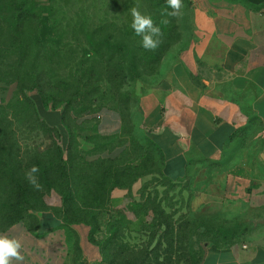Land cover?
I'll list each match as a JSON object with an SVG mask.
<instances>
[{
  "label": "trees",
  "instance_id": "trees-1",
  "mask_svg": "<svg viewBox=\"0 0 264 264\" xmlns=\"http://www.w3.org/2000/svg\"><path fill=\"white\" fill-rule=\"evenodd\" d=\"M68 1L0 0V92L15 88L17 94L0 105V231L28 221L54 193L66 220L92 227L91 240L102 249L104 264H160V252L171 255L187 241L185 226L171 219L165 200H158V192L152 196L147 183L138 200L133 190L148 175H159L168 184L188 176L173 181L164 174L162 150L139 127L143 94L137 95L136 88L144 77L157 75L180 42V16H167L166 0H95L88 7ZM182 3L192 5L191 0ZM134 7L161 28L155 51L143 49L130 27ZM32 91L46 109L62 110L67 149L59 129L41 118L28 96ZM104 109L119 113L120 135L103 136L93 124L94 115ZM253 123L264 129L258 118ZM22 131L36 139L34 150L24 148ZM155 156L159 170L136 175L144 165L137 162ZM33 165L40 169V191L25 179ZM116 189L128 191L132 200L123 209L112 206ZM140 218L147 221L136 232L132 226ZM135 232L148 237L146 247L130 244Z\"/></svg>",
  "mask_w": 264,
  "mask_h": 264
},
{
  "label": "crops",
  "instance_id": "crops-1",
  "mask_svg": "<svg viewBox=\"0 0 264 264\" xmlns=\"http://www.w3.org/2000/svg\"><path fill=\"white\" fill-rule=\"evenodd\" d=\"M191 2L193 37L184 50L168 54L156 84L141 96L139 127L162 150L168 178L180 181L197 166L220 164L228 194L245 197L264 221V129L253 125L254 118L264 124V0ZM101 114L93 123L98 132L120 135L119 113ZM61 134L67 149L64 125ZM130 201L126 190L112 194L114 209ZM61 208L54 195L50 208L0 234L22 241L25 264H104L92 227L66 220ZM143 221L134 220L133 230ZM202 264H264V247L212 249Z\"/></svg>",
  "mask_w": 264,
  "mask_h": 264
},
{
  "label": "rangeland",
  "instance_id": "rangeland-1",
  "mask_svg": "<svg viewBox=\"0 0 264 264\" xmlns=\"http://www.w3.org/2000/svg\"><path fill=\"white\" fill-rule=\"evenodd\" d=\"M79 1L81 7H88L95 0ZM68 2L66 0L67 4ZM179 25L180 42L171 51L184 50L188 41L193 37L191 7L187 5L182 7ZM163 63L160 68L163 67ZM156 76L141 79L137 84V95L141 96L148 92L156 84ZM14 93L15 88L0 92V105L12 102L13 98L17 96ZM28 96L36 103L41 118L49 125L58 128L61 133L63 130L61 111L45 110L42 99L36 91L28 92ZM19 137L25 149L34 150L33 143L36 140L34 136L22 131ZM43 143L39 140L38 145L42 146ZM140 152L137 151L134 155L139 157ZM137 164L138 166L144 165L136 175L157 171L160 168V161L156 156L153 160L150 158L139 160ZM226 176L227 173L222 171L221 167L200 165L191 171L181 183L168 184L159 175L152 174L142 178L134 187L133 193L137 196L141 185L147 183L150 187L148 191L152 196L158 192L160 193L158 200L160 201L161 198L165 200L166 212L171 219L185 226L187 241L178 246L179 249H175L171 255H166L164 251L160 252V264H200L203 257L212 249L245 251L246 248L248 251L255 252L256 249L264 247V221L259 220L260 213L247 203L245 197L228 194ZM54 195L56 194L50 195L43 205L38 206L36 211L42 212L50 208L54 202ZM154 217L152 216V219ZM143 220L147 221L145 218ZM128 241L131 245L138 247L142 245L146 247L149 242L148 237L143 234L137 235L136 232ZM156 243L157 241L148 251H151ZM165 249L166 247L163 248V250Z\"/></svg>",
  "mask_w": 264,
  "mask_h": 264
},
{
  "label": "clouds",
  "instance_id": "clouds-1",
  "mask_svg": "<svg viewBox=\"0 0 264 264\" xmlns=\"http://www.w3.org/2000/svg\"><path fill=\"white\" fill-rule=\"evenodd\" d=\"M166 4L171 9L166 12L168 17L177 18L181 15L182 0H166ZM131 15L133 19L130 27L136 36L141 37V47L146 51H155L162 42L161 28L154 24L150 15L142 14L138 8H132ZM168 22L167 19L162 21L165 24ZM39 171L40 169L33 165L24 173L25 179L37 191L42 190L38 179ZM0 264H25L23 244L18 237L7 233L0 234Z\"/></svg>",
  "mask_w": 264,
  "mask_h": 264
},
{
  "label": "built area",
  "instance_id": "built-area-1",
  "mask_svg": "<svg viewBox=\"0 0 264 264\" xmlns=\"http://www.w3.org/2000/svg\"><path fill=\"white\" fill-rule=\"evenodd\" d=\"M96 120L100 121L102 120L103 118V115L101 113H98L96 116H95Z\"/></svg>",
  "mask_w": 264,
  "mask_h": 264
}]
</instances>
